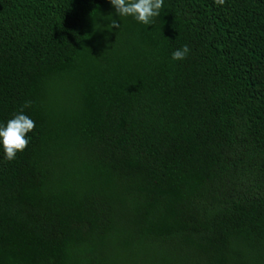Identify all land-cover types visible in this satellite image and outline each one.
<instances>
[{
    "label": "trees",
    "instance_id": "trees-1",
    "mask_svg": "<svg viewBox=\"0 0 264 264\" xmlns=\"http://www.w3.org/2000/svg\"><path fill=\"white\" fill-rule=\"evenodd\" d=\"M21 109L0 264H264V0H164L149 26L0 0V125Z\"/></svg>",
    "mask_w": 264,
    "mask_h": 264
},
{
    "label": "clouds",
    "instance_id": "clouds-1",
    "mask_svg": "<svg viewBox=\"0 0 264 264\" xmlns=\"http://www.w3.org/2000/svg\"><path fill=\"white\" fill-rule=\"evenodd\" d=\"M109 2L119 17H132L146 26L153 25L164 5V0H109ZM214 3L217 6H224L226 0H214ZM112 27L118 29L120 23L113 20ZM189 53L190 48L184 45L172 53V59L184 60ZM30 103H26L24 107H29ZM34 129L35 122L23 113V109L9 119L6 125H0V145L3 147L6 160L14 161L17 154L27 148L30 142L28 133Z\"/></svg>",
    "mask_w": 264,
    "mask_h": 264
}]
</instances>
